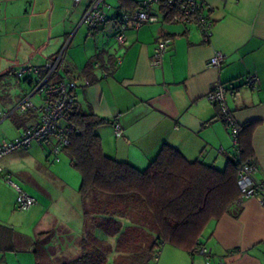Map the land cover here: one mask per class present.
<instances>
[{
    "label": "crops",
    "instance_id": "obj_1",
    "mask_svg": "<svg viewBox=\"0 0 264 264\" xmlns=\"http://www.w3.org/2000/svg\"><path fill=\"white\" fill-rule=\"evenodd\" d=\"M49 2V9L47 0L32 3L37 24L0 28V141L20 136L39 120L40 96L33 99V110L12 111L37 79L33 74L18 75L17 68L28 61L42 66L68 41L65 70H59V77L77 83L79 111L108 119L95 128L105 154L143 170L160 147L168 145L189 162L197 159L223 169L236 154L219 105L207 99L219 81L239 89L227 97L237 123L259 122L251 139L257 166L253 177L264 182V0H205V12L213 20L207 41L194 24L173 22L154 8L157 20L129 29L124 47L114 40L115 17L121 10L89 36L80 21L85 1ZM164 36L172 43L161 64L152 66L157 39ZM214 50L226 55L218 68L208 64ZM92 60V75L83 74ZM105 70L109 74L100 76ZM252 73L260 81L256 89L244 85ZM115 123L123 130L120 136L115 135ZM61 155L66 156L64 149ZM61 161L62 156L53 159L50 143L36 142L1 158L0 264H35L36 248L42 264L71 263L89 247L98 250L101 264H112L121 253L119 247L145 245L144 238L153 239L150 227L129 214L116 215L114 209L91 202L107 198L104 193H90L82 200L80 175L76 180L69 172L70 162L67 166ZM7 176L36 203L26 210L16 208L17 191ZM239 199L221 217L210 219L194 243L165 241L151 259H157L156 264H264V204L256 197ZM199 246L207 248L208 256L193 252ZM113 247L118 250L106 252Z\"/></svg>",
    "mask_w": 264,
    "mask_h": 264
},
{
    "label": "trees",
    "instance_id": "obj_2",
    "mask_svg": "<svg viewBox=\"0 0 264 264\" xmlns=\"http://www.w3.org/2000/svg\"><path fill=\"white\" fill-rule=\"evenodd\" d=\"M139 2L118 0L117 7L121 11L136 9ZM165 17L170 18L168 14ZM93 63L92 60L82 69L83 74L92 75ZM63 64L64 60L59 70H65ZM70 119L75 123L77 132H72L64 154L80 175L78 192L82 200L90 193L99 192L120 197V202L130 204L122 207V211L117 206L112 213L129 214L131 219L150 227L155 234L153 239H143L145 245L119 247L121 253L112 264H148L165 241L194 243L210 219L221 217L240 198L241 192L236 183L241 163L246 160L255 163L251 139L259 123L257 121L242 124L238 132L239 153H235L236 157L223 169L218 170L212 164L197 159L189 162L172 146L162 145L149 165L140 170L104 153L95 128L107 123L108 119L81 112L77 107ZM129 205L133 207L129 208ZM43 234L39 235V239ZM130 249H133L132 254L127 253ZM97 251L89 247L84 250V255L65 264H101ZM33 254L35 264H42L37 248ZM102 264L108 263L104 261Z\"/></svg>",
    "mask_w": 264,
    "mask_h": 264
},
{
    "label": "built area",
    "instance_id": "obj_3",
    "mask_svg": "<svg viewBox=\"0 0 264 264\" xmlns=\"http://www.w3.org/2000/svg\"><path fill=\"white\" fill-rule=\"evenodd\" d=\"M85 1L84 11L80 21L86 28V33L91 36L95 29L108 19V10L111 8L107 0H73L74 4ZM154 8L161 13L168 14L173 22H180L184 25L194 24L195 27L203 35V39L209 40L213 28V20L210 14L205 12V0H141L138 8L126 9L120 11L116 16V27L114 40L119 46L124 47L127 43V33L129 29L138 30L139 27L146 23L157 20L154 14ZM68 41L55 54L52 60L43 63L42 66L28 61L17 68L18 75H36L34 86L25 95L20 98L12 111L16 113H24L35 108L36 95L40 96L37 109H39V120L34 125H30L24 129L22 134L10 140L0 141V160L12 151L28 148L32 143L46 144L50 143V153L55 161L60 160V152L64 147L69 145L72 132L76 131L75 123L70 119L75 111L77 83L72 79L59 77V67L64 60V54ZM172 41L169 37L164 36L157 39V44L153 50L151 65H160L165 52L170 47ZM226 55L220 50H214V53L208 59L209 66L218 68L221 66ZM121 57L116 58V64L119 63ZM108 71L101 72L102 77L108 75ZM89 84L87 80L84 81ZM259 78L252 73L244 78V85L256 89L260 85ZM239 93V89L232 85H225L219 81L213 84L211 90L207 94V99L219 105L222 112L223 124L231 136L233 148L236 154L239 153L238 148V132L242 125L237 123L233 112L228 109L227 97L234 96ZM115 135L120 136L123 130L118 123L114 124ZM257 166L246 160L239 167L237 178L238 189L241 192L239 201L246 197H256L264 204V182H256L254 173ZM3 170L0 164V173ZM6 181L11 184L17 191L15 207L20 210H26L36 203V198L23 191L21 187L10 181L9 176L5 177ZM194 252L208 256L207 248L203 246L195 247Z\"/></svg>",
    "mask_w": 264,
    "mask_h": 264
},
{
    "label": "rangeland",
    "instance_id": "obj_4",
    "mask_svg": "<svg viewBox=\"0 0 264 264\" xmlns=\"http://www.w3.org/2000/svg\"><path fill=\"white\" fill-rule=\"evenodd\" d=\"M41 0H0V28L5 27L8 25L9 27L19 24H28V25H35L37 24V18L33 17V13L31 10L32 3L38 2V5ZM46 1V0H45ZM138 1V0H137ZM107 3L110 5V9L107 11L108 16L111 17L114 15V13L118 10V0H107ZM47 6L48 9L50 7V2L47 0ZM40 9H38V6L35 8L36 12H39ZM41 19H44V17H41ZM47 20V19H46ZM45 21V20H44ZM0 43H1V37H0ZM36 101V100H34ZM62 156V163H65L67 166H69V160L66 156ZM60 156V157H61ZM71 174H74L76 176V180L79 177V173L76 169H70L69 171ZM107 198L99 197V199H91V202L98 201L99 204H102L103 206H107L109 209H115L117 206L122 211V207H125V205L130 203H123L122 198L116 197L114 195L109 196L108 194H105ZM89 200V198H88ZM125 211V210H124ZM126 212V211H125ZM128 213V212H127ZM108 250L117 251L118 247L113 248H106V252L108 253ZM116 258L118 256H115ZM109 258L111 261L114 258V254H110ZM157 259H151L148 264H156ZM101 261V260H100ZM110 264V262H108Z\"/></svg>",
    "mask_w": 264,
    "mask_h": 264
}]
</instances>
